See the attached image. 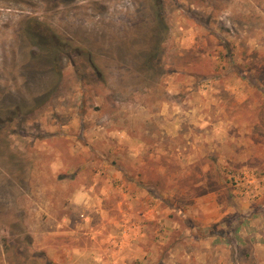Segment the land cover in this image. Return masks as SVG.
<instances>
[{
	"label": "rangeland",
	"instance_id": "374dc122",
	"mask_svg": "<svg viewBox=\"0 0 264 264\" xmlns=\"http://www.w3.org/2000/svg\"><path fill=\"white\" fill-rule=\"evenodd\" d=\"M0 264H264V0H0Z\"/></svg>",
	"mask_w": 264,
	"mask_h": 264
},
{
	"label": "trees",
	"instance_id": "16d2710c",
	"mask_svg": "<svg viewBox=\"0 0 264 264\" xmlns=\"http://www.w3.org/2000/svg\"><path fill=\"white\" fill-rule=\"evenodd\" d=\"M156 50H158L159 51V46H157V49H156V47L154 48V50L152 51V50H150L149 51V54H147V58H146V61L147 62H150L152 65H153V61H154V59H155V57L157 56V52H156Z\"/></svg>",
	"mask_w": 264,
	"mask_h": 264
}]
</instances>
